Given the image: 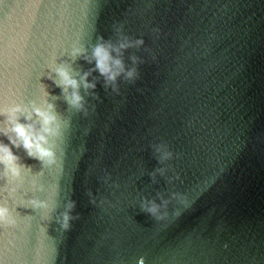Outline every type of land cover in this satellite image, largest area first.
Instances as JSON below:
<instances>
[{"label":"water","instance_id":"water-1","mask_svg":"<svg viewBox=\"0 0 264 264\" xmlns=\"http://www.w3.org/2000/svg\"><path fill=\"white\" fill-rule=\"evenodd\" d=\"M0 145V264H264V0H0Z\"/></svg>","mask_w":264,"mask_h":264},{"label":"clouds","instance_id":"clouds-1","mask_svg":"<svg viewBox=\"0 0 264 264\" xmlns=\"http://www.w3.org/2000/svg\"><path fill=\"white\" fill-rule=\"evenodd\" d=\"M121 47H124V45H121ZM78 51L79 50H77V52ZM93 56L96 61V68L110 81L115 80L119 71L123 70L121 62L116 60L114 63L118 71H113L111 66L112 58L108 49L103 45H99L95 48ZM57 73L61 77V83L65 88L70 87L72 89H78V82L70 76V73L66 69L59 68L57 69ZM132 75L133 72L128 73V76ZM86 76L87 74H85V77ZM85 87H94V85L86 83ZM81 100L82 97L78 92L73 91L70 97L71 104L80 108L82 107ZM20 112L21 109L19 107L9 109L7 112L8 122L12 125L11 132L14 134V138H10L11 144L16 147L22 145L23 148L28 151L30 156L38 157L42 160L47 159L51 162L54 154L49 148L45 147V145L48 143V136L58 134L59 126L57 125L56 127H53V125L56 124V116L49 111L36 109V115L41 120V127L37 129L33 124L21 123L18 116ZM27 119H31V117H27ZM17 159L18 158L14 155L10 147L7 145H0V163H4L6 168H8L13 175L19 174ZM68 207L69 211H71L74 204H69ZM147 210L155 215L158 211V206L153 204L152 207ZM64 219V227L68 228V220L71 219V217L66 213ZM0 221H8V210L5 208H0Z\"/></svg>","mask_w":264,"mask_h":264}]
</instances>
